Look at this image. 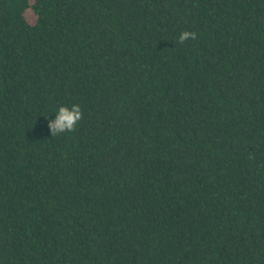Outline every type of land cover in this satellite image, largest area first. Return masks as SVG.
Masks as SVG:
<instances>
[{"label":"trees","instance_id":"1","mask_svg":"<svg viewBox=\"0 0 264 264\" xmlns=\"http://www.w3.org/2000/svg\"><path fill=\"white\" fill-rule=\"evenodd\" d=\"M0 264H264V0H0Z\"/></svg>","mask_w":264,"mask_h":264},{"label":"clouds","instance_id":"2","mask_svg":"<svg viewBox=\"0 0 264 264\" xmlns=\"http://www.w3.org/2000/svg\"><path fill=\"white\" fill-rule=\"evenodd\" d=\"M193 37V33L185 31L180 34L179 41L184 42ZM81 118L82 111L79 104H72L71 107L60 105L48 120L51 136L74 130Z\"/></svg>","mask_w":264,"mask_h":264}]
</instances>
